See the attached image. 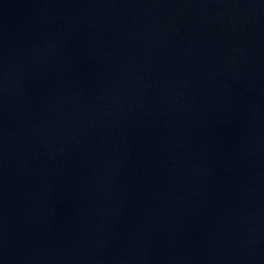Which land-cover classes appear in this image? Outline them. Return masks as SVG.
Wrapping results in <instances>:
<instances>
[{"label":"water","instance_id":"1","mask_svg":"<svg viewBox=\"0 0 264 264\" xmlns=\"http://www.w3.org/2000/svg\"><path fill=\"white\" fill-rule=\"evenodd\" d=\"M0 264H264V0H0Z\"/></svg>","mask_w":264,"mask_h":264}]
</instances>
